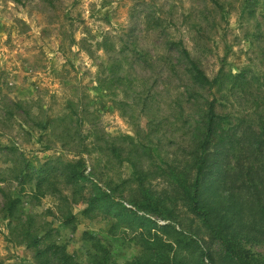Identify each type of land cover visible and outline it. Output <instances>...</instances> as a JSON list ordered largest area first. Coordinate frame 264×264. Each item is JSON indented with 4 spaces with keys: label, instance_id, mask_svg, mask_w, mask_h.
<instances>
[{
    "label": "rangeland",
    "instance_id": "1",
    "mask_svg": "<svg viewBox=\"0 0 264 264\" xmlns=\"http://www.w3.org/2000/svg\"><path fill=\"white\" fill-rule=\"evenodd\" d=\"M219 1L223 9L215 14L209 0H0V264H33L37 248L51 244L85 264L104 253L107 264H128L141 254L143 231L168 223L142 211L128 215L124 207L132 205L121 198L88 212L86 204L74 203L75 221L65 223L58 197L48 191L36 198L34 185L39 176L60 173L62 162L72 158L62 152V142L69 143L74 135L84 144L106 145L146 130L149 117L123 116L116 107L122 97L100 89L98 78L101 63L106 66L114 55L108 45L119 46L128 35H134L140 50L167 52L156 30L160 12L151 14L152 9L174 15V21H162L167 31L185 39L192 50L205 47L213 71L224 64L234 74H253L264 84V0ZM212 17L216 19L207 20ZM80 119L84 124L77 131ZM45 123L50 127L42 128ZM48 143L56 146L46 150ZM87 160L92 179L101 184L131 174L128 164L119 170L105 166L97 151ZM55 181L70 195L61 178ZM85 183L93 184L91 179ZM17 197L19 210L10 219L3 208ZM26 229L44 235L38 247L20 242ZM244 246L264 257V244Z\"/></svg>",
    "mask_w": 264,
    "mask_h": 264
},
{
    "label": "trees",
    "instance_id": "2",
    "mask_svg": "<svg viewBox=\"0 0 264 264\" xmlns=\"http://www.w3.org/2000/svg\"><path fill=\"white\" fill-rule=\"evenodd\" d=\"M209 1L213 13L223 9L221 1ZM158 12L156 30L167 52L140 50L134 35H128L119 46L108 45L114 55L106 66L101 63L98 78L100 89L122 97L116 107L123 116L149 117L146 130L139 128L136 135L118 136L106 145L84 144L72 136L69 143L62 142V152L72 158L62 162L60 173L39 176L34 195H56L69 224L76 218L74 203L86 204L88 212L120 198L132 205L119 203L130 216L142 211L164 218L168 223L159 229L143 231L141 254L128 264H264V257H255L244 246L264 244V84L253 74H234L224 64L213 71L206 48L192 50L185 39L174 37L162 22L174 21V15L158 9L151 14ZM83 124L78 120L76 130ZM55 146L48 143L45 149ZM95 151L107 167L119 170L128 164L130 176L103 184L92 179L87 158ZM27 176L25 172L20 185ZM58 178L70 195L56 186ZM20 200L8 199L3 208L8 218L18 212ZM24 234L20 242L27 247H38L44 239L36 231L26 229ZM103 255H93L88 264H107ZM33 264L85 263L51 244L37 248Z\"/></svg>",
    "mask_w": 264,
    "mask_h": 264
}]
</instances>
